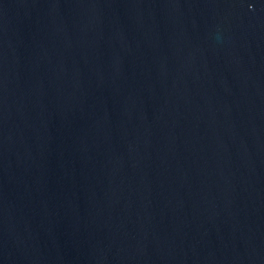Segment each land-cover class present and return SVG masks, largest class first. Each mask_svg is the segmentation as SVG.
Here are the masks:
<instances>
[{
	"label": "water",
	"instance_id": "water-1",
	"mask_svg": "<svg viewBox=\"0 0 264 264\" xmlns=\"http://www.w3.org/2000/svg\"><path fill=\"white\" fill-rule=\"evenodd\" d=\"M0 264H264V0H0Z\"/></svg>",
	"mask_w": 264,
	"mask_h": 264
}]
</instances>
